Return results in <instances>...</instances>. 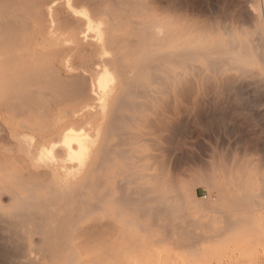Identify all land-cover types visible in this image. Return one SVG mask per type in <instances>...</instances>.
Segmentation results:
<instances>
[{
	"label": "bare ground",
	"instance_id": "obj_1",
	"mask_svg": "<svg viewBox=\"0 0 264 264\" xmlns=\"http://www.w3.org/2000/svg\"><path fill=\"white\" fill-rule=\"evenodd\" d=\"M172 1L0 0V263L144 264L162 240L188 250L248 224L189 222L176 153L190 147L196 90L255 80L243 66L264 67V35L262 49L236 35L195 43ZM239 170L240 193L221 201L254 209L264 177Z\"/></svg>",
	"mask_w": 264,
	"mask_h": 264
},
{
	"label": "rangeland",
	"instance_id": "obj_2",
	"mask_svg": "<svg viewBox=\"0 0 264 264\" xmlns=\"http://www.w3.org/2000/svg\"><path fill=\"white\" fill-rule=\"evenodd\" d=\"M173 2L178 15L189 14L191 16L195 25V43L196 40L202 44L205 41L211 42L217 37L228 39V37L236 36V39L239 41L241 39L242 42H247L250 38L251 41L248 40V42L251 43L253 40H258V33L264 35V0H173ZM161 3L164 5V2ZM262 37L260 38L262 39ZM246 38L248 39L246 40ZM261 39L258 40L259 43L253 41L251 44L257 42L255 44L259 45L262 42ZM255 44L253 46H256ZM251 62L250 65L247 62V65L245 63L243 66L242 61L241 65L243 68L251 69L250 71L255 70L254 72L263 78L264 71L260 68L262 65L258 61L255 62H258L257 66ZM238 63L240 62L238 61ZM262 68L264 67L262 66ZM236 75L230 77L232 81L221 84L224 89L221 85L218 86L220 89L215 88L216 85L213 84H211L213 86H209L208 90L196 86L198 87L196 89L200 88L201 92H197L198 90L195 92L198 94V100H196L192 116L191 143L188 150L180 147L177 150L176 173L181 181L192 183H190L192 199L188 198L190 207L184 214L189 222L205 219L206 212H211L209 216H211L210 214L215 216L225 214L226 216L231 215L233 218H236L234 216L245 218L244 216L248 214L249 217L246 218L248 224L246 223L245 226L236 225L235 228L232 227L233 229L217 236L202 235L203 241L191 244L188 250L177 245L172 247L171 243H168L169 241L165 242L164 240H162L164 242L160 241L159 244H156L157 246H153L158 252L151 247L152 250L148 251L147 248L146 252L145 248L144 252L147 254L143 253L151 255V259H156L157 264H264V213H262L264 212V198H257L258 202H261L256 208L249 209L247 204H242L241 210L239 207L234 208L231 200L226 204L221 201V195L227 197L240 193L241 186L239 184H242L239 180V168L245 167L248 174H260L261 177H264V84L260 83H264V80L261 81L260 75L255 80L252 76L253 79L250 76L246 78V76ZM199 93L203 94V97ZM254 144L258 146H252ZM258 162L263 164V167ZM237 180L240 181H238L239 184ZM191 200L194 201L193 203L195 201H201L202 204L203 202L210 203L214 206L215 211H201L198 208H193ZM172 221L171 219L163 220L165 223ZM183 221L181 219L174 220L175 223ZM168 230L166 229V235H162V238L163 236L165 239L167 238L166 240L170 236ZM190 230L194 231L196 228H190ZM197 231L201 232L200 229ZM141 252L140 255L142 254L148 261V258ZM138 256L135 257L136 260ZM151 259L149 263L152 261L150 264H154ZM144 260L137 261L149 264Z\"/></svg>",
	"mask_w": 264,
	"mask_h": 264
}]
</instances>
